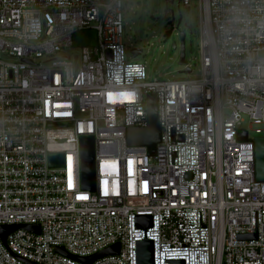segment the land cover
I'll return each instance as SVG.
<instances>
[{"label":"built area","instance_id":"obj_1","mask_svg":"<svg viewBox=\"0 0 264 264\" xmlns=\"http://www.w3.org/2000/svg\"><path fill=\"white\" fill-rule=\"evenodd\" d=\"M199 12V76L185 61L186 78L147 81L127 59L121 0H0V226H39L0 237V264H79L55 249L84 258L116 244L93 264H137L144 240L153 264H264V182L241 128L264 127V0H199ZM83 29L96 49L60 55ZM150 94L154 156L127 144ZM81 136L94 140L93 191Z\"/></svg>","mask_w":264,"mask_h":264},{"label":"rangeland","instance_id":"obj_2","mask_svg":"<svg viewBox=\"0 0 264 264\" xmlns=\"http://www.w3.org/2000/svg\"><path fill=\"white\" fill-rule=\"evenodd\" d=\"M121 4L127 59L145 65L147 81L187 77L184 66L179 64L181 32L185 34V61L193 71L190 77L199 76V0H191L188 9L178 0H121ZM96 44L93 30H77L72 36V47L60 55L79 54L82 47L95 50ZM134 49L140 51L135 58L131 54ZM241 128L251 139L264 137V127L250 124L247 117Z\"/></svg>","mask_w":264,"mask_h":264},{"label":"water","instance_id":"obj_3","mask_svg":"<svg viewBox=\"0 0 264 264\" xmlns=\"http://www.w3.org/2000/svg\"><path fill=\"white\" fill-rule=\"evenodd\" d=\"M167 35V34H166ZM180 37V56L179 64H185V34L181 32ZM173 49L176 44H172ZM133 58L140 54L139 50H132ZM77 56L73 57L74 66L77 67ZM64 59L68 60V57ZM186 72H189L187 70ZM146 119L147 125L143 128H129L127 129V144L131 147L143 146L148 150L149 156H154L155 146L160 141V126L157 115V99L154 94L146 97ZM240 141H246V134L238 137ZM255 150V173L258 181L264 182V137L254 139ZM80 166H81V184L82 189H94V176H95V160H94V140L92 136L80 137ZM63 165V156L58 154L48 155V166L50 168H59ZM22 229L32 233H39L38 225H6L0 226V237L5 242L6 237L18 230ZM254 236L240 235L239 240L252 239ZM119 251V245L116 244L108 249H105L90 257H75L66 253L62 248H56L55 252L64 255L68 258L76 260L79 264H93L95 261L104 258L108 255H116ZM181 263V262H180ZM137 264H153L152 261V243L144 240L137 243Z\"/></svg>","mask_w":264,"mask_h":264},{"label":"snow or ice","instance_id":"obj_4","mask_svg":"<svg viewBox=\"0 0 264 264\" xmlns=\"http://www.w3.org/2000/svg\"><path fill=\"white\" fill-rule=\"evenodd\" d=\"M108 168H109V174H111V165H109ZM67 178H68V186H69V188H72V186H73V170L68 173ZM103 184H104V194L107 195L108 194V181L105 180L103 182ZM142 187L144 188L145 191H147L148 184L146 181L143 182ZM113 192H115V187L113 188ZM78 199L86 200V199H88V197L86 195H81L78 197Z\"/></svg>","mask_w":264,"mask_h":264}]
</instances>
